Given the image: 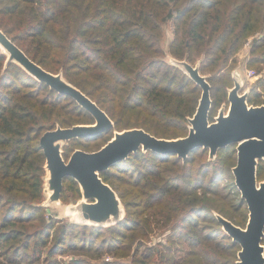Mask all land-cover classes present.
<instances>
[{
	"label": "trees",
	"instance_id": "1",
	"mask_svg": "<svg viewBox=\"0 0 264 264\" xmlns=\"http://www.w3.org/2000/svg\"><path fill=\"white\" fill-rule=\"evenodd\" d=\"M169 22L173 38L166 49ZM0 28L44 68L62 71L114 120L112 129L96 137L72 139L64 146L66 159L76 147L101 148L115 130L139 127L163 138L188 134L202 89L168 55L201 61V72L212 74L211 120L228 100L237 55L250 38L245 65L264 64V0H0ZM6 58L0 50V255L5 256L0 264H21L30 250L33 259L41 258L55 228L42 206V134L95 118L72 96L19 64L4 68ZM257 83L249 93L250 104L264 103V77ZM208 154V148L198 147L183 160L139 149L101 173L125 207L116 225L122 230L102 245L127 262L110 264H237L241 246L217 218L222 214L243 227L249 218L232 171L237 144L221 148L213 160ZM258 178L264 179V159ZM228 179L234 181L224 185ZM81 197L78 182L66 178L61 199ZM68 237L62 227L48 257ZM67 246L73 248L71 242ZM81 248L95 257L104 253L92 238ZM12 250L17 257L8 255ZM68 264L91 263L77 259Z\"/></svg>",
	"mask_w": 264,
	"mask_h": 264
},
{
	"label": "water",
	"instance_id": "2",
	"mask_svg": "<svg viewBox=\"0 0 264 264\" xmlns=\"http://www.w3.org/2000/svg\"><path fill=\"white\" fill-rule=\"evenodd\" d=\"M0 48L7 55L5 68L17 63L41 82L59 93L72 96L95 118L93 123L58 126L46 130L40 145L46 157L45 193L43 207L60 202L65 179L74 178L80 185L82 197L69 205L80 222L97 226L119 223L125 207L118 192L106 182L101 173L139 149L161 154H176L186 160L198 147L209 149L213 160L221 148L237 144V162L233 166L235 183L246 201L249 218L245 227L217 213L223 229L241 246L237 264H264V179L258 178V166L264 159V103L250 104V90L243 91L244 79L238 69L233 70L234 86L229 88L228 104L224 103L214 120L210 119L213 99L208 75L201 72V61L170 57L202 89L199 104L189 117V132L177 138L157 137L143 128L115 130L113 137L93 151L75 149L68 159L64 146L72 139L93 138L115 126L114 120L96 101L68 81L63 72H51L32 59L8 34L0 28Z\"/></svg>",
	"mask_w": 264,
	"mask_h": 264
},
{
	"label": "rangeland",
	"instance_id": "3",
	"mask_svg": "<svg viewBox=\"0 0 264 264\" xmlns=\"http://www.w3.org/2000/svg\"><path fill=\"white\" fill-rule=\"evenodd\" d=\"M166 34H165V40L163 42V46L166 48L167 44H168V40L171 37V34L173 33V25L172 22H169L166 27ZM249 41L251 42V38L249 39ZM250 46L246 44L242 47V50L239 52V54L237 55L238 57V63L236 65V67L233 69H238L240 71V73L242 74V77L244 79V86H243V91L246 90H252V88H254V86H256L257 81L259 78H263L264 77V64H258L253 66V69L255 71V75L251 76V77H247L246 75V61L248 59V57L250 56V51H249ZM167 49V48H166ZM1 50V48H0ZM171 56V55H170ZM167 59L170 60L169 55L167 56ZM262 68L260 70H258L259 68ZM5 68V67H4ZM232 70V72H233ZM259 72H258V71ZM208 76H212V74L208 73L206 74ZM233 86H234V82H233ZM231 88V87H230ZM224 103H229L228 100L223 102L221 107L223 106ZM218 108L215 111V116L219 113V110L221 109ZM81 148L82 147H76V149ZM209 156V154H208ZM120 176H124V173H121ZM234 181V179H233ZM232 180H227L225 181L224 185L226 184L228 186V184H231V182H233ZM125 187H121V189H123ZM69 195H71L73 197L74 193L72 191H69L68 193ZM48 196V193H46V198ZM71 199V198H70ZM80 199V198H79ZM78 199V200H79ZM78 200H71L70 202H64L63 200H61L60 202H55L52 205H50L49 207H47V212L45 213V217L47 218V220L49 221H54V225L55 228H53L52 230V237H51V243L49 244V246H47L46 248L43 249L44 254L41 256V258L35 260L32 258V252L27 251L28 255L22 256L23 260L21 262V264H55V260L56 261H61V264H68L71 263L74 260L77 259H86L88 260L91 264H110L115 262L116 260H120L121 262H127V258H121V259H117L113 256V254H110L108 252H106V246H103V240H107L110 239L112 236H116L117 232L120 230H122L120 227L116 226V224H111V225H107V226H103V228H93V227H88V229H86V227H84L85 224L83 222H80L78 220V217L72 212L71 208L69 207V205L76 203ZM51 217V219H50ZM90 225V224H89ZM62 227H65L67 232L69 233V237L67 239V243L65 244H61L59 245V243L57 242L54 246L55 250L58 253H53L54 255H51L48 257V251H49V247L55 243V238L59 235L60 233V229ZM92 238V240L94 241V246L95 248H101L104 250V253L102 254V256L100 257H95V255H92V253H87L85 252L81 246L84 243V241L86 240V242H89V240ZM73 244V248H79L74 250L73 248L68 247L67 245H69V243ZM53 246V247H54ZM52 247V248H53ZM2 250H4V248H2ZM63 250H65V255H59V252H62ZM20 252H23V249L20 250ZM0 254H1V250H0ZM12 255L14 257H17V255H13V250L10 251V253H8V255ZM5 256H1L0 255V259H2ZM52 262V263H51Z\"/></svg>",
	"mask_w": 264,
	"mask_h": 264
},
{
	"label": "built area",
	"instance_id": "4",
	"mask_svg": "<svg viewBox=\"0 0 264 264\" xmlns=\"http://www.w3.org/2000/svg\"><path fill=\"white\" fill-rule=\"evenodd\" d=\"M249 44H250V41H248L246 43V46L249 45ZM245 67H246V74H247L246 76L247 77H251V76H254L255 75V71L253 69L247 67L246 65H245Z\"/></svg>",
	"mask_w": 264,
	"mask_h": 264
},
{
	"label": "crops",
	"instance_id": "5",
	"mask_svg": "<svg viewBox=\"0 0 264 264\" xmlns=\"http://www.w3.org/2000/svg\"><path fill=\"white\" fill-rule=\"evenodd\" d=\"M172 38H173V33L171 34V37H170V39L168 40V44H167V47H166L167 49H168V47H169V44H170ZM169 57H171V56L169 55ZM169 61H170V60H169Z\"/></svg>",
	"mask_w": 264,
	"mask_h": 264
}]
</instances>
